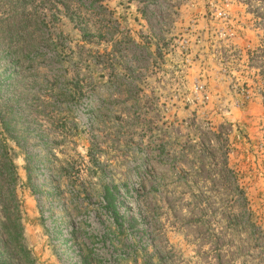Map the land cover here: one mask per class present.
I'll return each instance as SVG.
<instances>
[{"label": "rangeland", "instance_id": "1", "mask_svg": "<svg viewBox=\"0 0 264 264\" xmlns=\"http://www.w3.org/2000/svg\"><path fill=\"white\" fill-rule=\"evenodd\" d=\"M0 69V264H264V0H0Z\"/></svg>", "mask_w": 264, "mask_h": 264}, {"label": "trees", "instance_id": "2", "mask_svg": "<svg viewBox=\"0 0 264 264\" xmlns=\"http://www.w3.org/2000/svg\"><path fill=\"white\" fill-rule=\"evenodd\" d=\"M0 71H1V69H0ZM66 86H67L66 90L73 97L78 95V93H79L78 92V88H79V82L78 81H71V82L67 81ZM0 92H1V83H0ZM83 110L89 116H91L93 113L92 112L93 110H90L88 108H85ZM9 125H10L9 120H4L3 117H0V139H2V138L4 139L7 136L10 137L9 131L7 130L9 128ZM5 168H6V170H8L10 172V175H15V168H14V165H13V162L11 159H9L7 161V163L5 164ZM102 190H103V200L105 201L106 205L112 209L111 210L112 216L114 217L115 222L118 223V212H117L116 206L114 204V202H115L114 192H113L112 188L107 186V185H104ZM118 225H120V224H117V226ZM22 252L25 253V255H26L25 249H22Z\"/></svg>", "mask_w": 264, "mask_h": 264}]
</instances>
